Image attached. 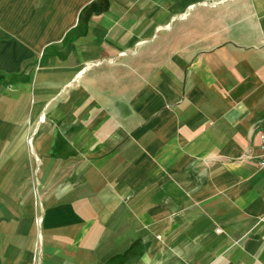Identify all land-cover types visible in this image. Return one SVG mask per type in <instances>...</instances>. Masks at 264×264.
<instances>
[{"label": "crops", "instance_id": "obj_1", "mask_svg": "<svg viewBox=\"0 0 264 264\" xmlns=\"http://www.w3.org/2000/svg\"><path fill=\"white\" fill-rule=\"evenodd\" d=\"M51 3L0 66V264H264V0Z\"/></svg>", "mask_w": 264, "mask_h": 264}, {"label": "rangeland", "instance_id": "obj_2", "mask_svg": "<svg viewBox=\"0 0 264 264\" xmlns=\"http://www.w3.org/2000/svg\"><path fill=\"white\" fill-rule=\"evenodd\" d=\"M51 1L0 0V66L10 61L15 67L21 58L40 56L51 38L61 34L63 27L50 26L40 11Z\"/></svg>", "mask_w": 264, "mask_h": 264}, {"label": "built area", "instance_id": "obj_3", "mask_svg": "<svg viewBox=\"0 0 264 264\" xmlns=\"http://www.w3.org/2000/svg\"><path fill=\"white\" fill-rule=\"evenodd\" d=\"M262 150H263V152H264V135H263V144H262ZM262 166H264V162L262 163Z\"/></svg>", "mask_w": 264, "mask_h": 264}]
</instances>
